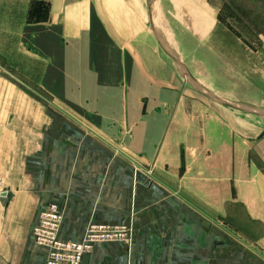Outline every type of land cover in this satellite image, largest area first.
I'll use <instances>...</instances> for the list:
<instances>
[{"label": "crops", "instance_id": "crops-1", "mask_svg": "<svg viewBox=\"0 0 264 264\" xmlns=\"http://www.w3.org/2000/svg\"><path fill=\"white\" fill-rule=\"evenodd\" d=\"M171 1L169 17L178 7ZM147 2L0 0V29L17 28L20 43L47 57L41 76L48 92L65 93L67 101L84 112L93 107L84 106L90 94H102L103 104L93 108L120 109V102H107L105 94L176 90L170 87L167 64L149 32ZM172 19L167 25L173 37ZM137 103L130 100L126 106L138 108ZM147 107L166 105L151 100ZM118 119L102 117L108 123ZM18 121L20 130L26 121L42 125V118ZM52 121L66 127L44 134L42 128H23L17 137L23 151L11 163L14 139L8 118L0 119V264H44L47 251L35 246L31 232L49 204L62 213L61 241L80 242L91 223L131 226L129 244H95L83 264H264V134L253 150L258 161L252 165L249 148L236 160L222 143L212 149L210 162L221 177L197 186V209H192L159 179L136 181L138 166H143L137 163V150L129 152L135 161L124 160L98 135L80 139L67 120ZM125 121L136 124L135 117ZM165 135L155 155L148 151L141 163L157 169L165 161L172 164L176 152L169 158L170 151L163 148Z\"/></svg>", "mask_w": 264, "mask_h": 264}, {"label": "rangeland", "instance_id": "rangeland-1", "mask_svg": "<svg viewBox=\"0 0 264 264\" xmlns=\"http://www.w3.org/2000/svg\"><path fill=\"white\" fill-rule=\"evenodd\" d=\"M176 2L178 7H174V10L178 11L173 10L169 17L168 11L173 9V2L160 1V5L166 8L162 11L159 5V26L162 34L164 28L169 32L171 47L177 49L180 60L191 74L217 96L264 111V0ZM167 19L173 20V37ZM32 48L20 43L17 28L0 29V119L8 118L9 131L14 139L11 142V163L18 158L19 151H23L17 137L24 127L27 132L34 127L42 128L44 134L50 128L66 127L60 121L57 125L53 123V118L67 120L80 139L86 134L98 135L124 160L135 161V156H130L129 152L137 150V163L143 165L138 166L136 171L143 179L140 182L159 179L169 185L171 195H180L189 204L187 207L192 209H197V186L221 177L217 166L210 162L214 157L212 149L219 143H222V148L228 146L230 152L233 150L231 156L234 160L243 151L247 150L248 154L249 148L251 165L257 163L258 157L253 150L262 140L264 122L254 116L215 105L197 94L184 84L156 44L157 53L167 64L166 74L175 92L105 94L107 102L119 101L120 109L93 108L103 104L102 94H90L84 106L89 104L93 107L85 112L67 101L65 93L56 95L45 90L42 80L46 78L41 74L48 59L35 53ZM130 100H137L139 107L128 108L126 104ZM151 100L161 102L166 107L149 108L147 104H151ZM177 101L179 103L175 107ZM102 117L120 119L108 123L102 121ZM129 117H135L136 124H128L125 119ZM21 118H42V125L34 126L29 124L33 121H26L20 130L18 119ZM165 133L167 141L163 148L170 151L169 158L176 156L172 164L165 161L157 169L141 163V157H145L148 151L151 153L153 150L152 155H155ZM160 152L166 157L167 151L161 148ZM173 152H176L175 156ZM172 178L180 179V183Z\"/></svg>", "mask_w": 264, "mask_h": 264}, {"label": "built area", "instance_id": "built-area-1", "mask_svg": "<svg viewBox=\"0 0 264 264\" xmlns=\"http://www.w3.org/2000/svg\"><path fill=\"white\" fill-rule=\"evenodd\" d=\"M3 193V182L0 177V196ZM62 222V213L54 204L46 206L39 214L31 236L35 246L47 251L44 264H83V258L95 244L110 242H131L130 225L107 226L89 224L83 239L76 242H65L58 239Z\"/></svg>", "mask_w": 264, "mask_h": 264}, {"label": "water", "instance_id": "water-1", "mask_svg": "<svg viewBox=\"0 0 264 264\" xmlns=\"http://www.w3.org/2000/svg\"><path fill=\"white\" fill-rule=\"evenodd\" d=\"M160 1L161 0H148L147 2L149 32L151 33V36L154 39V42L162 56L172 63L179 75L182 77L184 84L189 86L197 94L206 98L208 101L214 103L215 105L241 114L254 116L264 122L263 110L241 103L230 102L217 96L210 89L199 82L185 67L183 62L180 61V59H177L173 55H171L163 42V37L159 26L160 24L158 14ZM135 179L137 182L143 180L139 174L135 175Z\"/></svg>", "mask_w": 264, "mask_h": 264}, {"label": "bare ground", "instance_id": "bare-ground-1", "mask_svg": "<svg viewBox=\"0 0 264 264\" xmlns=\"http://www.w3.org/2000/svg\"><path fill=\"white\" fill-rule=\"evenodd\" d=\"M163 42L166 46V48L168 49V51L171 53V55H173L175 58L180 59L179 55L177 54V52H175V50L172 49L171 47V39H170V34L169 32L166 30V28L163 29ZM181 61V60H180ZM182 62V61H181Z\"/></svg>", "mask_w": 264, "mask_h": 264}]
</instances>
